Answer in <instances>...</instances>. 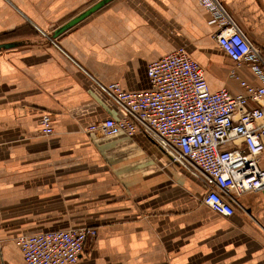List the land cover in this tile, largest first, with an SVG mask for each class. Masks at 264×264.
Wrapping results in <instances>:
<instances>
[{
  "label": "crops",
  "instance_id": "0c3cea01",
  "mask_svg": "<svg viewBox=\"0 0 264 264\" xmlns=\"http://www.w3.org/2000/svg\"><path fill=\"white\" fill-rule=\"evenodd\" d=\"M98 1L0 0V44H15L0 51V264H24L19 236L80 228L97 234L73 264H264V191L223 218L202 203L204 182L142 132L85 133L121 117L96 81L147 91L148 65L179 48L210 91L240 94L232 70L258 79L217 47L197 0H112L51 38ZM219 1L264 54V0Z\"/></svg>",
  "mask_w": 264,
  "mask_h": 264
},
{
  "label": "built area",
  "instance_id": "2783aa9c",
  "mask_svg": "<svg viewBox=\"0 0 264 264\" xmlns=\"http://www.w3.org/2000/svg\"><path fill=\"white\" fill-rule=\"evenodd\" d=\"M197 2L217 28V47L235 69L247 67L259 85L248 84L232 70L240 94L226 88L210 91L198 64L179 48L148 65L147 91L126 92L116 83L96 81L121 117L90 124L85 133L132 137L142 132L172 162L201 179L207 188L202 203L228 218L236 197L264 191V169L259 165L264 150V54L219 0ZM39 124L41 135L53 134L50 115L43 114ZM96 234L94 228L49 231L19 236L14 243L24 264H73Z\"/></svg>",
  "mask_w": 264,
  "mask_h": 264
},
{
  "label": "water",
  "instance_id": "95a60500",
  "mask_svg": "<svg viewBox=\"0 0 264 264\" xmlns=\"http://www.w3.org/2000/svg\"><path fill=\"white\" fill-rule=\"evenodd\" d=\"M111 1L112 0H100V1H98L97 3H95L94 5H92L91 7H89L88 9H86L85 11H83L82 13L77 15L76 17H74L71 20H69L68 22H66L64 25H62L59 28H57L52 33L51 38L55 39L56 37L61 35L63 32H65L66 30L70 29L72 26H74L75 24L79 23L83 19L87 18L89 15H91L94 12L98 11L100 8H102L103 6H105L106 4H108ZM14 46H15L14 43H3V44H0V51L4 50V49L11 48V47H14Z\"/></svg>",
  "mask_w": 264,
  "mask_h": 264
}]
</instances>
